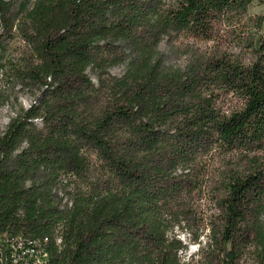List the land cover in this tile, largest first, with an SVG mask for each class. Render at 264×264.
<instances>
[{"label":"trees","instance_id":"16d2710c","mask_svg":"<svg viewBox=\"0 0 264 264\" xmlns=\"http://www.w3.org/2000/svg\"><path fill=\"white\" fill-rule=\"evenodd\" d=\"M254 2L0 0V100L35 96L0 134V232L38 239L48 264H264ZM201 226L195 259L180 233L199 243Z\"/></svg>","mask_w":264,"mask_h":264},{"label":"rangeland","instance_id":"374dc122","mask_svg":"<svg viewBox=\"0 0 264 264\" xmlns=\"http://www.w3.org/2000/svg\"><path fill=\"white\" fill-rule=\"evenodd\" d=\"M33 1V0H31ZM249 16L252 19L250 25L253 27H257V21L261 20L262 21V26L260 33L264 35V5L258 2H254L250 8H249ZM221 38L223 41L220 40L222 43V47H228L230 45L231 39H229L230 33L226 31H221L220 33ZM181 38V37H180ZM178 39L175 41L174 46H179L182 48L184 45H193L195 47H199L201 49H207L210 47H213L215 45L214 41H206V40H201V39H193V38H188V37H182L181 39ZM188 43V44H187ZM230 48H235L231 46ZM161 49L165 52L166 56V62L168 64H177L180 66H184L187 61H188V54L185 55H179L175 52V50L172 48L170 44L167 42H163L161 44ZM128 62H125L124 64H120L117 66L111 67L110 71L115 74V75H121L128 66ZM89 75L94 79L96 82V77H95V72L92 71L91 69L88 70ZM7 95L4 98L0 100V134L3 132L4 128L8 125L10 120L15 117L18 112L22 108H27L29 107L32 103H34L35 96L31 94L30 91L27 89L21 88L20 85L15 86L14 88L9 89L8 92H6ZM37 123H40V120H36ZM200 205V213L202 215H209L212 212V204L207 201L206 199H203L199 203ZM201 234L199 243L194 242L190 238V234L186 232L180 233L181 238L184 240L185 243L188 245V250L186 254L188 256H192L193 258H198V252L200 251L201 247H203L206 242L208 241V228H204L201 226L199 230ZM246 264H251V259H248Z\"/></svg>","mask_w":264,"mask_h":264},{"label":"built area","instance_id":"2783aa9c","mask_svg":"<svg viewBox=\"0 0 264 264\" xmlns=\"http://www.w3.org/2000/svg\"><path fill=\"white\" fill-rule=\"evenodd\" d=\"M48 257L38 239L0 232V264H48Z\"/></svg>","mask_w":264,"mask_h":264},{"label":"bare ground","instance_id":"6f19581e","mask_svg":"<svg viewBox=\"0 0 264 264\" xmlns=\"http://www.w3.org/2000/svg\"><path fill=\"white\" fill-rule=\"evenodd\" d=\"M6 127H7V126H6ZM5 129H6V128H4V130H5ZM4 130H3V132H4ZM3 132H2V133H3ZM2 133H1V134H2ZM45 256H48V255H47V254H45Z\"/></svg>","mask_w":264,"mask_h":264}]
</instances>
